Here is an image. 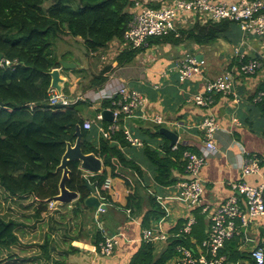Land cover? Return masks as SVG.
<instances>
[{"label": "crops", "instance_id": "obj_1", "mask_svg": "<svg viewBox=\"0 0 264 264\" xmlns=\"http://www.w3.org/2000/svg\"><path fill=\"white\" fill-rule=\"evenodd\" d=\"M138 2L144 5H156L154 0H138ZM195 24L196 22L191 24L183 22L180 17L177 19L174 32L165 36L150 37L143 46H133L123 39H114L105 47L88 53L82 38L73 37L75 41L82 43L83 51L77 55L78 59H81L79 64L75 63V67L69 71H60V75L65 79L62 94L72 98L81 96L82 99L78 103H83L84 111L76 108L83 123L86 120H93L105 109H113L118 89L123 85L135 88L148 97L146 117L142 118L139 114L131 117L121 116L120 129L112 140L104 138L98 127L94 126V128L92 125L90 128L96 129L91 134V140L95 141L97 146L102 139L115 142L131 165L122 166L121 173L124 176L119 173L116 176L107 174L106 177L112 180L110 192L102 185L97 187L98 196L106 205L104 208L83 207L74 219L68 215V208L74 207L72 206L74 204H71L74 201L54 203L50 206L51 210L47 208L50 212L46 209L40 213V217H36V245L34 240L32 242L28 240L29 236L18 235L16 244L9 248H0V256H3L0 258L3 259L0 264L127 262L140 244L139 241L145 242L142 240V230L160 227L168 234L166 241L168 242L171 237L183 236L179 234V229L192 213L196 217V224L191 234L183 237H188L190 242L188 246L197 249V245L207 234L209 220L200 214L199 210L188 212L183 204L174 198L172 185L186 177L183 167L184 152L192 151L198 154L203 152L204 136L198 124L209 114L216 117L219 130L215 135L217 152L209 156L200 170L203 201L213 208L232 193L231 182L239 180L240 162L248 154L259 157L260 173L246 176L244 181L250 185H258L263 181L264 117L257 103L264 97V34L244 30L238 22L233 21L229 29L220 33L218 37L198 43L186 33ZM57 43L56 39L54 44ZM66 51L58 50V60L71 61L62 56ZM186 54H193L204 63L200 72L180 81L177 73L169 71V68ZM242 56L243 62L257 58L260 68L253 74L243 73L238 67ZM225 73H229L234 81L232 93H215L208 107L186 101L203 89L206 79H213ZM260 93L263 95L259 98ZM85 109L93 110L94 115L89 116V112ZM155 114L164 117L168 123H156L153 120ZM109 123L111 121L103 117L99 125L106 128ZM161 127L178 134L175 144L159 132ZM125 130L141 140L143 146L131 144L125 138ZM118 132L122 135L124 143L116 138ZM176 150H183L181 157H173L171 152ZM156 156L159 158L170 156L172 165L161 180L156 178L158 174L154 163ZM106 169L109 170L108 167ZM82 173L86 179L92 176L85 171ZM169 177L174 181L163 185L162 181H168ZM126 178L131 184L134 181L137 183L138 192L143 196L141 199L143 209L155 204L162 210L161 216L150 218L148 225L142 224L141 215L132 214L131 210L126 208L127 198L132 193V185L125 184ZM88 182L94 183L89 179ZM101 190L106 191L111 204L104 202ZM37 206L38 201H36ZM49 220L51 221L48 226ZM46 224L49 228L43 230ZM99 234L101 239L98 238ZM112 235L118 236L119 244L111 255L91 252L90 248L96 244L95 241L101 242ZM165 243L153 245L155 252L159 254ZM254 245H264V215L258 217L256 222L249 226L246 237L236 235L227 243L223 251L228 255L230 251L228 247H230L236 250L237 254L244 252L249 255ZM228 264L233 262L230 261ZM235 264L251 263L248 259L240 257Z\"/></svg>", "mask_w": 264, "mask_h": 264}, {"label": "trees", "instance_id": "obj_2", "mask_svg": "<svg viewBox=\"0 0 264 264\" xmlns=\"http://www.w3.org/2000/svg\"><path fill=\"white\" fill-rule=\"evenodd\" d=\"M137 2L138 0H0V53L3 59L10 61L9 64L0 65V186L12 197L34 196L35 201H38L36 217H40V213L47 209L49 199L58 193L62 171L57 167L67 142L74 143L76 140L77 124L81 126L82 151L95 152L103 160V171L88 177L94 185L101 187L107 174L122 175V166L131 165L115 142L102 139L97 146L91 140V134L96 129L94 126L90 130L83 128V119L76 108L78 102L51 106L47 99L51 93V77L48 72L59 66L58 57L52 50L58 34L68 33L73 37H80L87 52L97 51L114 39H123L134 14L142 7V3ZM232 23L230 20L204 24L196 22L186 33L198 43H204L218 37ZM238 67L240 69V63ZM257 105L264 117V97ZM116 138L124 143L120 133ZM182 153L183 150L171 152L175 158L181 157ZM154 163L158 172L156 178L161 180L172 166L170 156H156ZM68 168L70 173L66 186L79 192V197L73 202L76 208L72 210L77 214L81 208L88 207L84 204V199L89 192L84 185L85 177L78 161H69ZM173 181L169 177L162 184L167 185ZM135 183L131 184L125 179L126 185H132L126 208L132 214L141 215L142 224L148 225L150 218L161 216L162 210L155 204L143 209V196ZM101 193L104 202L111 204L106 191L101 190ZM17 227V220L0 216V248H9L18 242ZM98 238L101 239V234ZM139 242L129 260L119 264H166L177 244L190 245L188 237H171L158 254L153 244ZM228 248L227 264L230 261L235 264L240 257L255 264L250 253L237 254L236 250ZM223 253L225 254L224 251Z\"/></svg>", "mask_w": 264, "mask_h": 264}, {"label": "built area", "instance_id": "obj_3", "mask_svg": "<svg viewBox=\"0 0 264 264\" xmlns=\"http://www.w3.org/2000/svg\"><path fill=\"white\" fill-rule=\"evenodd\" d=\"M156 5H144L135 13L123 36L127 44L143 46L147 39L155 36L169 35L176 29L177 19L181 17L183 22H217L228 19L236 21L244 30H253L258 34H264V0H154ZM138 4V2H137ZM240 59L241 71L253 74L260 68L257 58H251L246 62ZM2 63L9 64L8 59H1ZM204 61L198 60L193 54H186L178 59L169 68L176 72L180 81L190 78L194 73L200 72ZM234 81L229 73L222 74L213 79H206L203 89L193 94L186 101L194 105L208 107L213 101L215 93H232ZM48 104H70L63 94L54 90L50 91ZM263 93H260V96ZM113 120L104 128L99 125L103 115L98 113L93 120L83 123L84 129L93 126L98 127L104 138L112 140L120 129L119 118L131 117L139 114L145 118L148 97L139 90L123 85L118 89L113 102ZM153 120L158 124H166L168 121L155 114ZM203 131L204 150L198 154L192 151L184 152L185 178L177 180L172 188L174 198L183 204L188 212L199 210V213L209 220L207 234L195 247L177 244L174 247L173 256L166 264H227L228 259L223 253L225 243L236 235L246 237L250 225L256 219L264 215V176L258 185H250L244 181V177L260 173V159L255 154L243 157L239 168L241 176L239 180L231 182L232 193L218 206L211 207L203 201V186L200 177L201 167L206 163L210 155L217 152L215 135L219 130L217 119L214 115L205 116L198 124ZM125 138L133 145L143 146V142L134 137L128 130L124 131ZM103 188L110 192L112 180L106 177ZM196 217L192 213L179 229V234L190 235ZM168 234L160 227H151L142 230V240L153 245H162L167 241ZM247 240V238H246ZM119 238L117 235L106 237L105 240L93 244L90 248L93 254L109 256L117 248ZM250 256L255 264H264V245H254L250 249Z\"/></svg>", "mask_w": 264, "mask_h": 264}, {"label": "water", "instance_id": "obj_4", "mask_svg": "<svg viewBox=\"0 0 264 264\" xmlns=\"http://www.w3.org/2000/svg\"><path fill=\"white\" fill-rule=\"evenodd\" d=\"M196 58L198 59V57ZM1 59L2 54L0 53V60ZM58 63L59 66L52 68L48 72L51 77L49 91L54 90L57 93L62 94L65 79L60 75V71L70 70L72 67H75V63L63 59H59ZM102 115L110 121L113 120V112L111 110H103ZM159 132L168 137L172 144L176 143L178 134L173 130L161 127ZM75 135L76 140L74 143L67 142L65 152L63 153L61 162L57 167L62 173L58 183V193L49 199L54 203H69L75 201L79 197L78 191L71 190L66 186V181L69 179L70 173V169L68 168L69 161H78L79 168L91 175L99 174L103 171V161L95 152L84 153L82 151L81 126L79 124L76 125ZM84 185L89 192L88 196L84 199V204L88 207L104 208L106 205L101 202V199L98 196L97 186L89 183L86 178Z\"/></svg>", "mask_w": 264, "mask_h": 264}, {"label": "rangeland", "instance_id": "obj_5", "mask_svg": "<svg viewBox=\"0 0 264 264\" xmlns=\"http://www.w3.org/2000/svg\"><path fill=\"white\" fill-rule=\"evenodd\" d=\"M45 5H47V3ZM187 23L191 24L190 22H187ZM57 42H58L57 45L54 44L52 46V50H53L54 54L58 55L57 54L58 50H67L66 52H64L62 54L64 59H70L71 60L70 62H74V63L79 64L81 59L80 58L78 59L77 55L81 54V52L83 51L82 43H78L77 41H75L73 39V36H71L68 33H66V34L59 33L57 36ZM84 48H85V46H84ZM64 71L66 72V70H64ZM86 75L88 76L89 74H86ZM64 92H65V89H64ZM64 97L70 102V104L77 103L82 99L80 95L75 96L73 98L72 97H66L65 95H64ZM47 102H48V99H47ZM70 104H66V105H70ZM82 104L83 103H77L76 104V107L80 111H84ZM85 111L89 112V116L94 115L93 110L85 109ZM36 201H37V199H36ZM36 201H35L34 196H29L26 198L15 197V199H14L11 195H9V193H7L0 186V216L4 217L5 219L17 220L18 227L16 229V233H18V235H20L22 237L29 236L30 238L28 240L30 242H32L34 240L35 245H36ZM53 204H54V202L50 201L47 208H50V206H53ZM71 204H74V203H71ZM72 206H74V207L68 208V215L70 217L72 216V218L76 219V216L78 215V213L75 214L72 211L73 209L76 208V206H75V204ZM51 208H50V210H51ZM47 211H49V210L47 209ZM62 213H64V212H62ZM48 216H49V214H48ZM50 221L51 220H49L47 222L48 226L50 225ZM47 224L43 227V230H46L49 228V227L47 228ZM159 251H157V252H159ZM2 257L3 256H0V258H2ZM2 261H3V259H0V262H2Z\"/></svg>", "mask_w": 264, "mask_h": 264}]
</instances>
